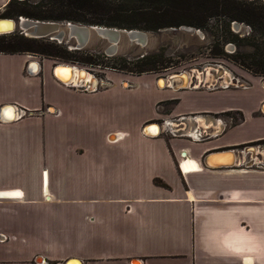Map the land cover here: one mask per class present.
Returning <instances> with one entry per match:
<instances>
[{
	"label": "crops",
	"instance_id": "obj_1",
	"mask_svg": "<svg viewBox=\"0 0 264 264\" xmlns=\"http://www.w3.org/2000/svg\"><path fill=\"white\" fill-rule=\"evenodd\" d=\"M60 63L0 52V264H264V153L238 148L264 141L263 77L179 88L107 68L85 91ZM228 149L233 165L205 164Z\"/></svg>",
	"mask_w": 264,
	"mask_h": 264
},
{
	"label": "trees",
	"instance_id": "obj_2",
	"mask_svg": "<svg viewBox=\"0 0 264 264\" xmlns=\"http://www.w3.org/2000/svg\"><path fill=\"white\" fill-rule=\"evenodd\" d=\"M0 15L154 31L181 26L208 29L212 20L230 28L233 21H238L264 32V5L256 0H40L36 3L10 0ZM9 34L0 35V52H31L63 63L97 64L94 55L71 58L66 48L45 39L24 37L22 33L7 36ZM212 54L227 55L219 48L212 49ZM256 55L258 53L247 66L256 74L264 75V57ZM140 61L136 63L139 69L136 73L155 69L156 62L150 57ZM155 183L165 185L160 179H155Z\"/></svg>",
	"mask_w": 264,
	"mask_h": 264
},
{
	"label": "rangeland",
	"instance_id": "obj_3",
	"mask_svg": "<svg viewBox=\"0 0 264 264\" xmlns=\"http://www.w3.org/2000/svg\"><path fill=\"white\" fill-rule=\"evenodd\" d=\"M29 1L30 3H36L40 0ZM256 1L258 4L264 5V0ZM239 23H241L240 29H235L232 24L228 28L217 20H212L208 29L193 27L192 31H186L188 27L185 26L167 27L157 31L139 29L148 32L149 39L145 46L122 39L118 51L111 56L105 54L107 41L98 37L91 38L89 45L81 50H74L72 46V49H70L65 42L60 43L49 38L42 39L57 44L61 48H66L71 53V58L94 55L93 58L97 64L81 61L69 64L87 69L92 75L102 78H105L104 71L107 68L116 71L132 70L128 72L136 73L139 70L136 63H141V59L150 57L151 60L156 62L153 66L155 69L149 70L150 72L168 76L169 72L187 71L189 79L194 76L192 79L194 86H199L202 81H204L202 85L208 87H220L229 84L233 86L231 83L235 84V78H239L241 84H243L242 80L254 84L256 81L260 82L264 75L256 74L248 68L247 64L256 53L258 55L255 57H264V32L253 30L245 22ZM18 28L7 36L14 33L20 35L21 31ZM23 36L28 37L25 34ZM214 48L223 49L227 55L212 54ZM222 71H224V74H222ZM226 75H229L228 79H226ZM178 79L181 80L180 78L171 81L161 80V85L171 84V82L174 86L181 84ZM239 82H236V84ZM260 83L262 85V82ZM242 94L237 92V102L244 98L245 94ZM249 94L254 98L264 96L257 91H251Z\"/></svg>",
	"mask_w": 264,
	"mask_h": 264
},
{
	"label": "water",
	"instance_id": "obj_4",
	"mask_svg": "<svg viewBox=\"0 0 264 264\" xmlns=\"http://www.w3.org/2000/svg\"><path fill=\"white\" fill-rule=\"evenodd\" d=\"M8 17H3L0 15V21H20V31L21 33L25 34L26 36L30 38H49L51 40H56L60 43L65 42L68 46V48L75 50H81L87 47L91 41V38L93 37H98L101 39H104L107 41V46L105 48V54L108 56L114 55L118 49H119V43L122 39L128 40L130 43H135L137 45H142L145 46L148 43V32L144 30H139V29H125V28H119V27H112V26H104V25H91V24H83L80 22H73V21H53V20H40V19H34L26 16H18L17 18H9ZM235 29H240L241 28V23L238 21H233L231 23ZM187 29L186 31H192L194 28L191 26H185ZM26 30H29V35H27ZM14 32V29L12 30ZM200 32V30H199ZM32 67L35 68L36 63L31 64ZM60 67V64H57L54 67V73L55 75L62 81L64 82L63 79H61L57 75V69ZM81 71H87V69L81 68ZM187 71H184L181 74H176L174 77H180L182 79H185V73ZM93 78L95 76L93 75ZM165 78V76H164ZM90 84V83H89ZM98 85V84H97ZM96 85V87H97ZM92 88V85H80V88H85V87ZM194 86V84L192 85ZM179 88H187V86L182 85L179 86ZM9 106L3 107L2 112H4V119H6L7 114L9 113L8 111ZM7 109V110H6ZM235 150V149H233ZM232 149L228 150H220V151H215L207 154L204 158L205 164L209 166H217L209 163V160L216 156V155H225L229 154L230 152H234ZM262 151L263 148H260ZM255 148H247L244 150V152H252L254 155ZM253 163V162H252ZM247 164H251L250 162ZM233 165V164H231ZM224 166V165H220ZM228 166V165H225ZM73 261L69 260L65 264H72ZM74 262L77 264H82V261L80 259H74ZM133 261L132 263L134 264Z\"/></svg>",
	"mask_w": 264,
	"mask_h": 264
},
{
	"label": "bare ground",
	"instance_id": "obj_5",
	"mask_svg": "<svg viewBox=\"0 0 264 264\" xmlns=\"http://www.w3.org/2000/svg\"><path fill=\"white\" fill-rule=\"evenodd\" d=\"M6 19H9V18H6ZM18 27H21L20 21H18V22L17 21L12 22V21H7V20L0 21V35L12 33V30L14 29V31H16ZM26 32H27V34H29V30H26ZM37 68H38V65L36 63V69ZM183 72L184 71L174 72V73L169 72L168 76H166V75H164V76H165L166 81H171L173 79L180 78V77H174V76L176 74H181ZM188 74H189L188 72L185 73V79L180 78L183 81L185 86H187V80L189 78ZM57 75L61 79H63L65 82L75 84L77 86L88 84V85H92L91 87L94 88L98 84L97 79L93 78V75L89 71L88 72L87 71H81V67H79L77 65L69 64V63H66V64L60 63V67L57 69ZM193 77L194 76L190 77V79H189L190 83L188 82V86H189V84H190V86L193 85V83H192ZM165 79H162V80H165ZM181 80L178 79V82L181 83ZM172 83L173 82H171V84ZM183 83H181L180 85H182ZM262 84H264V77L262 79ZM15 117H16V115H15V113H13V115L10 118H8L7 120L13 119ZM150 130H151L150 132L156 134V133H158L159 128L157 126H153ZM235 162H236V158H235V155L233 154V152H230L229 154H225V155L224 154L223 155H216L209 160L210 164L217 165V166L231 165V164H234ZM196 167H197V164L192 160H186L182 165V168L185 171H192ZM14 194H16V193L15 192L6 193L5 195H14Z\"/></svg>",
	"mask_w": 264,
	"mask_h": 264
},
{
	"label": "built area",
	"instance_id": "obj_6",
	"mask_svg": "<svg viewBox=\"0 0 264 264\" xmlns=\"http://www.w3.org/2000/svg\"><path fill=\"white\" fill-rule=\"evenodd\" d=\"M95 78L97 79V81H98V85H97V87H95L93 90H91V88H89L88 86L87 87H85V88H81V89H83V90H85V91H94V90H96V89H98L99 87H101V86H103L104 85V83H105V85L106 86H110V85H112V82L110 81V80H107L106 78H102V77H98V76H95ZM235 84H233V83H231L234 87H238V88H249V87H251L252 86V84H250V82H248V81H244V80H242V82H243V84H241L240 82H239V78H235ZM236 82H239L238 84H236ZM64 83L66 84V85H69V86H74V87H76V88H80L79 86H77V85H75V84H71V83H68V82H65L64 81ZM122 84H124V85H126V87H128V88H134V87H136L137 85L135 84V83H132V82H128V81H124V82H122ZM229 86H231L230 84L229 85H222V86H220V87H223V88H228ZM153 125L154 124H148V125H146V127H145V129H146V131L148 132L152 127H153ZM197 135V134H196ZM119 137H121V135L119 134H117V135H115V140H117ZM197 137H198V135H197ZM199 138V137H198ZM182 155L184 156L185 155V152L183 151V153H182ZM184 158V160L181 162V165L186 161V160H188L185 156L183 157ZM11 239V236H9V235H7V234H4V233H0V242H6V241H9ZM42 263H44L45 264V262H43V261H40L39 262V264H42Z\"/></svg>",
	"mask_w": 264,
	"mask_h": 264
},
{
	"label": "flooded vegetation",
	"instance_id": "obj_7",
	"mask_svg": "<svg viewBox=\"0 0 264 264\" xmlns=\"http://www.w3.org/2000/svg\"><path fill=\"white\" fill-rule=\"evenodd\" d=\"M224 72L222 71V74H223ZM228 76L229 75H226V79H228ZM263 79V78H262ZM262 79H261V82H262ZM188 80H189V78H188ZM187 80V81H188ZM181 83H183V81L181 80ZM225 84V83H224ZM178 85H180V84H178ZM175 86H177V85H175ZM238 148H241L242 149V151L241 152H244V150L245 149H247V148H255V151H254V157H256V154L258 153V155L260 156L261 155V152L262 153H264V141H257V142H254V143H252V144H249V145H245V146H243V147H238ZM260 148H263V150L262 151H260L259 149ZM248 153H250V154H252L253 155V153H251V152H248ZM256 163L255 162V160H251L250 161V163ZM261 164V166L263 165L262 163H260Z\"/></svg>",
	"mask_w": 264,
	"mask_h": 264
}]
</instances>
